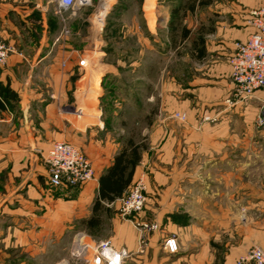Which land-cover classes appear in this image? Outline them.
<instances>
[{
	"label": "crops",
	"instance_id": "0c3cea01",
	"mask_svg": "<svg viewBox=\"0 0 264 264\" xmlns=\"http://www.w3.org/2000/svg\"><path fill=\"white\" fill-rule=\"evenodd\" d=\"M26 1H0V12H10L0 14V38L15 47L0 66V264L41 244L50 219L63 224L65 199L49 194L42 159L54 140L78 145L92 164L86 219L99 177L122 147H136L139 159L122 194L142 179L143 209L123 218L115 198L100 199L99 224L83 230L122 250V264H235L253 245L264 250V147H236L243 105L229 65L235 42L254 31L250 11L263 0H214L193 14L144 0L136 82H113L109 94L125 95L112 104L102 76L118 78L124 68L107 61L105 41L93 34L95 19L79 11L66 32L64 10ZM260 100L257 92L245 110H256ZM167 238L176 240L175 252L166 249Z\"/></svg>",
	"mask_w": 264,
	"mask_h": 264
},
{
	"label": "rangeland",
	"instance_id": "374dc122",
	"mask_svg": "<svg viewBox=\"0 0 264 264\" xmlns=\"http://www.w3.org/2000/svg\"><path fill=\"white\" fill-rule=\"evenodd\" d=\"M0 1L9 2L11 4H13L14 1L24 2V0ZM36 1L37 0H27L25 3L31 2V4L28 3V5L33 6ZM42 1L57 6L55 0ZM213 1L214 0H150V2L160 3L162 5H183L191 10V14H193L196 9H200L202 5ZM143 2L144 0H91L89 5H79L74 8L62 9L64 11L61 12L65 14L66 24L64 30L66 32L67 30L68 32L69 30L71 31L72 21H70V19H73L79 11L81 12V18L86 19L91 17L92 19H95L96 28L94 29L93 34H96L98 38L102 37L105 41L104 47L110 52L108 53L107 61L114 64L118 63L120 68L121 66L124 68L123 72L118 75V78L110 73L102 76L101 83L106 89L105 91L103 90V96L105 95L104 97L110 100L111 104L113 100L120 99L125 95V91H120V89H116L117 92L111 90L112 93L109 94V88H111L113 82H125L126 84L131 85L136 82V79L133 77L135 76L133 68L136 66L135 55L137 52L136 24L139 17L138 14L140 15L138 8ZM54 10L58 14H61V9L55 7ZM9 13L10 12L7 11L0 12L2 18L8 17ZM46 13L49 14L50 12ZM31 14L36 18L40 15V12L33 9ZM7 21L8 20H6L5 23H8ZM5 43L10 44L8 41H5ZM176 45H179V43ZM182 51H184L183 45L176 49L177 55ZM249 100H251V98L242 99L240 101L244 106ZM110 103L107 109L111 108ZM243 106L241 109V120L239 123H236V147L242 149L243 147L250 148L252 146L264 147V136L262 139L259 138V132H264V124L259 123V116L264 114V106H262V104H257V109H252L250 112L248 109L245 110L246 105L244 108ZM246 131L255 132L257 138L252 139L250 142L248 138L243 137L246 136ZM90 186L91 185L84 184L74 188L57 190L51 189L48 185V192L50 195H60L65 199V219L61 221L63 224L60 225L59 220L57 223L55 218L52 220L50 219V225H52L50 228L51 233L42 236L41 244H37L35 241L36 238L34 239L33 237L34 243H36L34 250L27 252L18 250L16 252L15 262H11V264H86L81 258H77L72 254V246L75 234L83 232L86 228L84 221L86 220L87 213L91 206V198L93 197V192ZM78 196L80 197L76 199ZM73 199H75V201H72ZM57 227L59 229H57ZM61 228L62 230H60ZM93 230H91V232L94 233Z\"/></svg>",
	"mask_w": 264,
	"mask_h": 264
},
{
	"label": "built area",
	"instance_id": "2783aa9c",
	"mask_svg": "<svg viewBox=\"0 0 264 264\" xmlns=\"http://www.w3.org/2000/svg\"><path fill=\"white\" fill-rule=\"evenodd\" d=\"M59 9L89 5L91 0H55ZM249 23L254 31L244 40L237 41L229 59L233 92L238 100L252 98L261 93V104L264 106V0L250 11ZM15 48L0 38V66L6 64ZM174 118L184 120L185 115L174 113ZM259 123L264 124V114L259 116ZM262 117V119H261ZM48 174V185L51 189H67L84 185L95 179L92 164L78 145L66 140H54L42 155ZM144 182L135 181L129 190L115 200L118 211L123 218H130L141 211L145 203ZM107 205H112L107 203ZM169 252L177 250L174 238L165 240ZM72 254L87 264H122L124 252L115 249L110 240H97L84 232L75 234ZM235 264H264V250L253 245L240 255Z\"/></svg>",
	"mask_w": 264,
	"mask_h": 264
},
{
	"label": "trees",
	"instance_id": "16d2710c",
	"mask_svg": "<svg viewBox=\"0 0 264 264\" xmlns=\"http://www.w3.org/2000/svg\"><path fill=\"white\" fill-rule=\"evenodd\" d=\"M128 151V154H126ZM139 159L136 147L127 144L122 147L115 156L113 164L99 177L97 196L93 202L92 216L84 221L87 227H95L99 224V211L102 209L100 199L112 200L122 196V192L131 183L134 166Z\"/></svg>",
	"mask_w": 264,
	"mask_h": 264
},
{
	"label": "water",
	"instance_id": "95a60500",
	"mask_svg": "<svg viewBox=\"0 0 264 264\" xmlns=\"http://www.w3.org/2000/svg\"><path fill=\"white\" fill-rule=\"evenodd\" d=\"M82 6V5H81Z\"/></svg>",
	"mask_w": 264,
	"mask_h": 264
}]
</instances>
